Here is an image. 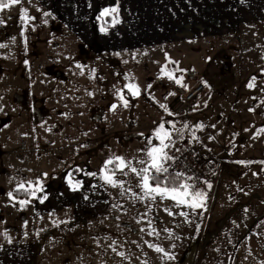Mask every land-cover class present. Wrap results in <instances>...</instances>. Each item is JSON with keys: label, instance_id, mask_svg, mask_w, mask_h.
<instances>
[{"label": "rangeland", "instance_id": "obj_1", "mask_svg": "<svg viewBox=\"0 0 264 264\" xmlns=\"http://www.w3.org/2000/svg\"><path fill=\"white\" fill-rule=\"evenodd\" d=\"M139 2L21 0L0 12V259L18 253L41 264H247L245 247L264 242V235H248L264 223V212L253 224L249 217L264 209V21L250 15L233 34L130 47L146 35ZM113 7L125 16L117 30V14L108 29L100 16ZM132 36L138 43L123 44ZM197 84L205 90L186 121L218 167L212 183L192 190L206 193L204 206L142 198L129 167L115 178L123 185L132 179L138 195L106 184L101 170L109 159L147 166L159 125L177 128L168 114L175 86ZM15 189L36 190V197L22 206L8 195Z\"/></svg>", "mask_w": 264, "mask_h": 264}, {"label": "crops", "instance_id": "obj_2", "mask_svg": "<svg viewBox=\"0 0 264 264\" xmlns=\"http://www.w3.org/2000/svg\"><path fill=\"white\" fill-rule=\"evenodd\" d=\"M140 2L135 3V5L144 6L142 26L146 28V35L142 39L139 38L141 41L138 42L143 43L132 44L130 47H139L143 44H168L170 42L189 43L202 38H217L233 34L238 22L244 20L245 25L250 20V15H253L254 18L252 19L257 20V22L264 21V0H243V2L241 0H140ZM250 9L251 13H249ZM122 10L120 9V14L116 16L117 19L124 16ZM129 19L123 21L127 26L134 23ZM119 25L120 22L114 26L115 30L119 28ZM135 39L132 36L123 44L138 43ZM121 41L117 39L115 43L121 44ZM125 186L130 188L129 191H126L129 196L138 195L136 184H133L132 179L126 180L123 187ZM156 199L161 202H168L167 198L161 200L157 196ZM262 203L264 204L263 199ZM161 208L162 211L166 210L162 206ZM263 210L257 214L255 212L250 214L252 224L258 220L259 215L264 212ZM260 224L261 227H259ZM248 230L249 227H247L246 233ZM263 230L264 223L259 222L256 229L248 235L252 236V239L260 240L264 235ZM245 248L244 260L247 264H264V242ZM25 251L29 250L26 249ZM67 262L58 261L56 264H81L74 261ZM0 264H41V262L32 255L16 253V255H7L5 259L1 258Z\"/></svg>", "mask_w": 264, "mask_h": 264}, {"label": "snow or ice", "instance_id": "obj_3", "mask_svg": "<svg viewBox=\"0 0 264 264\" xmlns=\"http://www.w3.org/2000/svg\"><path fill=\"white\" fill-rule=\"evenodd\" d=\"M243 2V0H241ZM21 0H7V2H4V0H0V12L4 11L5 9L11 8L13 5L20 4ZM22 15L21 19L23 20L24 17L27 15L26 11L21 9ZM119 8L113 7V8H105L101 13L100 16H108L110 14H117L118 15ZM44 15L48 16L51 15V13H44ZM3 21H0L2 23ZM119 19L114 18L113 24L119 23ZM102 32L106 33V30L104 28H101ZM0 47H5V45H0ZM79 67V65H78ZM161 72L167 76L169 80H175V83L181 84V79H177L174 77L173 73L165 71L164 68L161 69ZM255 78H253V83H249L248 87L252 88L254 86ZM183 86V85H181ZM150 87V86H149ZM127 88L129 92L133 96H138L140 94V89L135 84H128ZM174 95V93L172 94ZM120 99L123 101L124 106L127 107L128 102L124 97L121 95ZM116 105H112V108L115 109ZM161 108H163L165 111H168L167 106L164 104L160 105ZM250 111H253L250 109ZM169 115H172L171 112H168ZM202 127V125H201ZM261 132H264V128L260 129ZM155 137L159 141L158 146H153L149 148L147 151V156L149 158V161L147 162V166L142 167L140 169H137L135 167H132L130 163L126 162L123 157H115V162H118L117 169L123 173L124 168L129 167L131 168V171L136 173L140 178V184L138 185L140 189L142 190L143 197L146 199H152L155 200L157 196L160 197L161 200L167 198L174 201L177 205H183L186 207H189L193 210L202 208L205 204L206 199V193L203 191H192L194 188V185L189 184L187 182H181L179 184L176 183L177 180L183 175L182 173H176L175 176L172 179L171 186L169 185V176L166 175L169 173L168 167H166V163L169 160H174L173 157L169 156L165 149L168 147V144L166 143L167 140L171 139V134L169 131L166 130L165 124L161 123L158 127V129L155 132ZM195 139V137H193ZM151 144V141H149ZM114 163L113 159H109L105 162L104 168L101 170L104 174L102 175L101 179L104 180V182L108 185H111L112 187H116L118 184H120L121 187H123L122 183L119 182L116 178V171L117 169H108L109 165H112ZM141 164H145V161H140ZM89 175L95 176V173H90ZM193 179L192 177H185V181ZM80 182H77L79 184ZM69 187L75 191L76 185H74L71 181V178L68 179ZM23 187V185H21ZM209 188H211V185H208ZM32 197H36V190H32L29 193ZM10 197L12 196V193L8 194ZM44 199H47L45 196L43 199L40 200L41 203L44 202ZM87 199V197H85ZM27 200L20 201V204L23 206L27 204ZM181 215H185V213H181ZM56 223V222H54ZM141 231H144V229H141ZM151 234V233H150ZM5 238L8 240V243H11V239L8 237L7 232L4 233ZM113 252H116L115 247V241L112 242V245H110ZM149 247H154L155 251L157 252H163L164 250L158 246L149 245ZM117 255L124 257L123 252H117Z\"/></svg>", "mask_w": 264, "mask_h": 264}, {"label": "built area", "instance_id": "obj_4", "mask_svg": "<svg viewBox=\"0 0 264 264\" xmlns=\"http://www.w3.org/2000/svg\"><path fill=\"white\" fill-rule=\"evenodd\" d=\"M205 87L197 84L190 89L175 86L176 99L171 112L175 119L177 128H170L171 139L168 140L167 154L174 158L166 163L168 174L182 173L180 177L183 182L194 185L192 190L204 189L207 183H212L218 174L217 162L209 150L196 139L195 132L186 121V118L194 109ZM195 137V139L193 138ZM235 146L230 147V151ZM185 177L193 179L185 181Z\"/></svg>", "mask_w": 264, "mask_h": 264}, {"label": "trees", "instance_id": "obj_5", "mask_svg": "<svg viewBox=\"0 0 264 264\" xmlns=\"http://www.w3.org/2000/svg\"><path fill=\"white\" fill-rule=\"evenodd\" d=\"M4 2H7V0H4ZM111 22H112V17L110 15L105 16L104 19L102 20V25L104 28L108 29L111 27ZM117 164L118 162H115L112 165L108 166V169H117ZM118 172V169L116 171V173ZM169 176V185L171 186L172 183V179L175 175L172 174H166ZM183 182V180L181 178H179V180L176 181L177 184ZM31 190H26V189H15L13 190L12 193V197L17 199V200H28L30 199L31 195L29 194Z\"/></svg>", "mask_w": 264, "mask_h": 264}]
</instances>
